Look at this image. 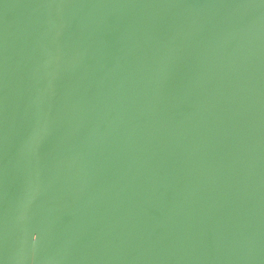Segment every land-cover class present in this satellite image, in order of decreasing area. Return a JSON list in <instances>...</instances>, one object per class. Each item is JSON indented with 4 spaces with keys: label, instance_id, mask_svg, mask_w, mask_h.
<instances>
[{
    "label": "water",
    "instance_id": "water-1",
    "mask_svg": "<svg viewBox=\"0 0 264 264\" xmlns=\"http://www.w3.org/2000/svg\"><path fill=\"white\" fill-rule=\"evenodd\" d=\"M0 264H264V0H0Z\"/></svg>",
    "mask_w": 264,
    "mask_h": 264
}]
</instances>
